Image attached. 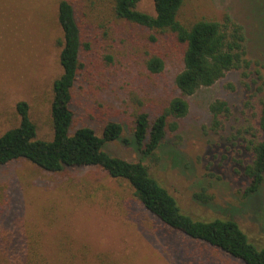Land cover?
Instances as JSON below:
<instances>
[{
  "label": "rangeland",
  "instance_id": "obj_1",
  "mask_svg": "<svg viewBox=\"0 0 264 264\" xmlns=\"http://www.w3.org/2000/svg\"><path fill=\"white\" fill-rule=\"evenodd\" d=\"M59 1L0 0V135L19 124L16 106L25 101L37 137L53 136L52 87L62 73ZM70 1L82 47L69 130L90 126L101 135L106 122L120 123L121 138L105 144L110 154L144 163L182 212L203 220L230 217L251 243L263 247L264 181L244 195L249 179L243 166L250 160L247 138L258 126L264 94V0H184L178 13L183 23L221 21L228 13L242 24L249 65L184 96L189 111L167 132L156 157H144L131 142L134 120L139 112L159 113L181 96L175 76L184 45L168 32L114 17L108 0ZM137 7L155 13L153 0H140ZM153 55L164 60L159 73L146 67ZM217 98L228 103L230 116L214 132L208 106ZM197 193L210 199L204 202ZM18 219L41 234L43 253L55 264H245L163 224L126 179L99 166L49 172L23 158L1 165L0 249L13 244Z\"/></svg>",
  "mask_w": 264,
  "mask_h": 264
},
{
  "label": "trees",
  "instance_id": "obj_2",
  "mask_svg": "<svg viewBox=\"0 0 264 264\" xmlns=\"http://www.w3.org/2000/svg\"><path fill=\"white\" fill-rule=\"evenodd\" d=\"M114 17L172 34L184 45L182 69L175 76V85L181 96L173 97L159 113L150 116L139 112L135 116L131 142L144 157H156L162 151L168 131L178 128V118L189 111L184 96L192 95L202 87L211 86L229 70H240L249 65L246 34L242 24L225 13L221 21L200 18L183 23L178 13L184 0H153L155 13L138 9L140 0H108ZM57 19L62 31L59 62L62 73L53 81L51 120L53 136L50 140L38 138L36 126L28 113L25 101L17 103L20 122L0 135V166L23 158L36 166L59 172L66 167L99 166L111 177L123 178L134 190L145 209L171 229L206 242L245 264H264V246L251 243L237 221L230 217L211 220L196 219L182 212L176 198L162 185L141 161H129L110 154L105 149L108 141L121 138L120 123L108 121L101 135L90 126L70 131L74 112L70 107L72 87L81 68V32L70 0H60ZM146 67L153 73L164 68V60L151 56ZM210 130L218 132L230 116V107L223 99L209 103ZM258 126L247 138L250 160L243 166L249 179L244 195L254 193L264 181V94L257 115ZM249 131V130H248ZM204 202L210 199L197 193ZM33 229V228H32ZM21 220L14 224L13 244L0 249V264H55L43 253L41 234L34 232ZM57 263L63 264L61 260ZM66 260L64 261V263Z\"/></svg>",
  "mask_w": 264,
  "mask_h": 264
}]
</instances>
